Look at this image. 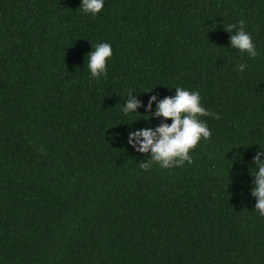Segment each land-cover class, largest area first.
<instances>
[{
  "label": "trees",
  "instance_id": "1",
  "mask_svg": "<svg viewBox=\"0 0 264 264\" xmlns=\"http://www.w3.org/2000/svg\"><path fill=\"white\" fill-rule=\"evenodd\" d=\"M79 4L0 0V264H264L250 194L264 0H104L95 17ZM241 19L255 58L230 47ZM101 42L113 55L96 79L85 54ZM176 86L219 119L202 118L212 135L191 164L144 171L128 133L158 126L143 105ZM129 92L142 106L126 116Z\"/></svg>",
  "mask_w": 264,
  "mask_h": 264
},
{
  "label": "clouds",
  "instance_id": "2",
  "mask_svg": "<svg viewBox=\"0 0 264 264\" xmlns=\"http://www.w3.org/2000/svg\"><path fill=\"white\" fill-rule=\"evenodd\" d=\"M103 7L104 0H80L79 4L83 14H90L93 17L100 13ZM245 28L243 19L224 26V30L229 33L230 47L255 58L258 55L256 45ZM112 55L110 43L101 42L92 46V50L85 54L88 58L87 67L91 77L99 79L107 75V61L112 58ZM246 67L247 63L241 62L238 65V71L243 72ZM174 89V95L165 96L158 101L156 95H151L147 105H143L145 113L149 114L147 119L150 117L160 119L158 126L133 129L128 133V145L146 157L139 162V167L144 171H148L154 164L162 169L181 167L185 162L191 164L193 162L191 151L195 150L201 140L206 141L212 135L211 129L202 118L219 119L217 114L203 106L199 91H190L180 86ZM125 97L126 103H122L123 114L127 116L129 113H138L137 109L142 106L141 102L132 95V92ZM169 119L170 124L165 122ZM260 148L264 149L261 146ZM41 151L44 149L41 148ZM251 165H254L256 171L249 173L252 177L250 194L256 200L254 209L264 217V151L258 149L255 152Z\"/></svg>",
  "mask_w": 264,
  "mask_h": 264
}]
</instances>
